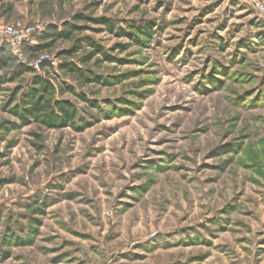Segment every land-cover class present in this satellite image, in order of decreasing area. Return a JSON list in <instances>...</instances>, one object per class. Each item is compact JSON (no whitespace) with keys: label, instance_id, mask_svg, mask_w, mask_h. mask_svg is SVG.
Returning a JSON list of instances; mask_svg holds the SVG:
<instances>
[{"label":"rangeland","instance_id":"374dc122","mask_svg":"<svg viewBox=\"0 0 264 264\" xmlns=\"http://www.w3.org/2000/svg\"><path fill=\"white\" fill-rule=\"evenodd\" d=\"M6 25L37 28L20 53L0 39V264H264L255 8L0 0ZM38 75L75 125L25 113Z\"/></svg>","mask_w":264,"mask_h":264},{"label":"trees","instance_id":"16d2710c","mask_svg":"<svg viewBox=\"0 0 264 264\" xmlns=\"http://www.w3.org/2000/svg\"><path fill=\"white\" fill-rule=\"evenodd\" d=\"M65 35L64 32L60 33V36ZM63 68L92 79L74 65L63 66ZM34 83L37 89L32 88L27 94V98L24 99V104L30 105L25 107V113L50 128L75 125L78 118L76 106L69 101L54 99L56 88L48 79L38 75ZM83 98L87 100L85 96ZM17 113L19 114V110H17Z\"/></svg>","mask_w":264,"mask_h":264},{"label":"built area","instance_id":"2783aa9c","mask_svg":"<svg viewBox=\"0 0 264 264\" xmlns=\"http://www.w3.org/2000/svg\"><path fill=\"white\" fill-rule=\"evenodd\" d=\"M246 2L255 8L260 16L264 19V3L261 0H238ZM37 26H27L25 28H16L12 25L0 27V39L8 42L13 47L16 53H20L25 41L30 40V37L36 32Z\"/></svg>","mask_w":264,"mask_h":264},{"label":"crops","instance_id":"0c3cea01","mask_svg":"<svg viewBox=\"0 0 264 264\" xmlns=\"http://www.w3.org/2000/svg\"><path fill=\"white\" fill-rule=\"evenodd\" d=\"M173 250H175V249H173ZM165 252H167V251H165ZM172 255H173V252L167 253V254L156 255V256H158L160 258L162 256V258L161 259L159 258L156 262L153 261V259L151 258V261H146V263L145 262L144 263L145 264H176L175 257L172 256ZM160 260H162V261H160Z\"/></svg>","mask_w":264,"mask_h":264}]
</instances>
